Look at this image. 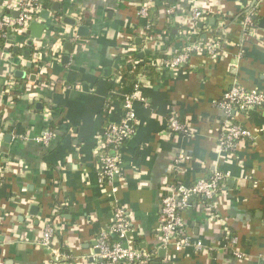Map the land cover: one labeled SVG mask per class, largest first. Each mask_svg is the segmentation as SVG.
<instances>
[{
	"label": "crops",
	"instance_id": "obj_1",
	"mask_svg": "<svg viewBox=\"0 0 264 264\" xmlns=\"http://www.w3.org/2000/svg\"><path fill=\"white\" fill-rule=\"evenodd\" d=\"M139 3L51 0L42 9L49 12L48 19L37 20L46 24L40 38L10 36L2 47L0 264H50L49 251L37 245L49 222L61 263L102 264L96 238L112 218L113 195L98 181L99 138L109 122L119 120L122 100L133 87L126 73L150 70L149 58H172L187 35L219 38L223 50L193 54L184 66L161 72L154 67L143 75L133 108L135 131L122 148L114 197L129 213V236L137 248L154 251L149 264H264V109L234 115L252 136L227 153L218 148L224 114L216 106L232 85L264 92V0H159L150 12L148 41L141 29L144 20L137 15ZM169 5L174 6L172 15L166 13ZM194 8L206 17L203 21L192 19ZM249 11L256 35L245 40L240 23ZM2 13L15 15L0 0ZM64 16L85 26L84 34L63 23ZM62 31L75 32L77 40L58 41L55 59L53 46ZM37 55L40 60L34 63ZM139 60L142 64L132 68ZM16 70L24 75L16 76ZM10 75L12 91L7 90ZM16 78L25 80L20 94L15 93ZM173 113L190 127V136L168 133ZM45 130L52 137L43 145L36 140ZM179 154L190 160L175 176ZM215 170L228 174L218 197L210 201L216 217L206 214L203 198H192L191 209L183 213L189 234L208 250L160 248L161 199L169 185L176 178L192 184ZM232 236L242 259L224 248L223 241L228 244ZM160 249L165 250L162 257Z\"/></svg>",
	"mask_w": 264,
	"mask_h": 264
},
{
	"label": "built area",
	"instance_id": "obj_2",
	"mask_svg": "<svg viewBox=\"0 0 264 264\" xmlns=\"http://www.w3.org/2000/svg\"><path fill=\"white\" fill-rule=\"evenodd\" d=\"M1 1L4 2L11 11L16 12L17 15L9 13L0 14V51L10 36H24L28 32L30 23L39 19V13L43 9V0ZM157 2L158 0H140L138 6L137 15L144 20L141 29L144 39L147 41L152 38L151 34H146L151 27L149 21L150 12L156 7ZM173 12L174 6H167L166 13L172 15ZM253 14V11H249L240 23L243 30L241 33L242 39L247 40L251 36L256 35ZM205 18L206 17L199 9H193L192 19L195 22L203 21ZM66 37H69L71 42L77 40L75 32L71 35H69L67 31L63 32V35L59 37L57 43L53 46V52L55 53L53 57H55V59L59 57L58 52H56L60 50L58 41H62ZM218 39L219 38L216 37L192 39L191 35H187L181 50L172 56V58L167 59L156 56L147 59L146 62H148L150 66L155 67L159 72L184 66L189 62L193 54L221 53L223 49ZM39 60L40 55H37V57L34 58V63H38ZM142 62V60L136 63L132 62L131 67L135 68L137 64H142ZM141 79L142 76L138 78L139 81L136 82L124 96L119 120L109 122L105 126L99 138L98 149H96L98 181L103 185L106 183L110 187L111 194L113 195L110 198L112 218L109 225L98 232L96 238V248L98 250V256L102 260V264H149L151 253L154 252L137 248L134 241L129 236L133 231L132 222L130 221L128 211L115 199L114 196L118 191V187L113 184L114 178H119L120 176L123 145L132 137L135 131L136 114L133 108L134 101L137 99V94L142 85ZM14 86V78L10 75L7 82V90L12 91ZM216 106H218L224 114L220 133L218 135V148L221 152L231 153L236 150L239 142L252 136V131L240 123L235 122L234 115L237 113H248L253 110L264 109V92L257 89H246L239 85H232L224 91L221 99L216 102ZM176 116L177 115L173 113V116L167 119L166 128L168 133L190 136L192 134L190 127L181 123ZM51 137L52 132L45 130L42 136L36 141L46 145ZM188 160H190L189 156L185 154L178 155L175 160V176L181 173L182 166H184ZM2 177L3 164L0 162V178ZM227 178L228 174L226 172L215 170L209 177L197 179L192 184L182 183L176 178L175 181L169 185L168 191L161 199V215L157 229L160 234V248L180 250L191 247L193 250L200 252L207 249L201 240L189 234L183 218V213L191 209L192 198H203L209 201L206 205V214L210 219H214L216 215L212 210L210 201L218 197L221 186ZM53 238L54 226L49 222L44 226L43 232L37 240V245L49 251L51 255L50 264H63L60 262L62 254L57 248L53 247ZM225 241L226 240L223 241L224 248H229L231 254L235 258L242 259L244 257V253L237 248L238 240L235 236L230 237V242L228 244Z\"/></svg>",
	"mask_w": 264,
	"mask_h": 264
},
{
	"label": "water",
	"instance_id": "obj_3",
	"mask_svg": "<svg viewBox=\"0 0 264 264\" xmlns=\"http://www.w3.org/2000/svg\"><path fill=\"white\" fill-rule=\"evenodd\" d=\"M173 2V0H171ZM52 8L53 9H57L58 8V4L57 3H53L52 4ZM15 15H17L16 12H14ZM39 16L40 18L43 19V21L47 20L48 17H49V12L47 10H42L40 11L39 13ZM63 23L67 24V25H70L72 27H75L76 28V33L78 35L80 34H84V32L86 31V28L85 26L81 25V24H77V20L73 17H70V16H64L63 17V20H62ZM46 29V24L45 22H37V21H32L29 25V29H28V34H30L34 39H38L41 37L43 31ZM29 45H32L33 43V40H29ZM69 44V43H67ZM16 61H17V58H16ZM27 65H30L29 63ZM15 75L16 76H23L24 73L20 70H16L15 71ZM33 209H35V207H33ZM35 213H33L34 215ZM96 253L98 254V250L96 249ZM165 254V250L164 249H160L159 250V255L162 257L163 255ZM101 261V260H100Z\"/></svg>",
	"mask_w": 264,
	"mask_h": 264
},
{
	"label": "trees",
	"instance_id": "obj_4",
	"mask_svg": "<svg viewBox=\"0 0 264 264\" xmlns=\"http://www.w3.org/2000/svg\"><path fill=\"white\" fill-rule=\"evenodd\" d=\"M159 1V0H158ZM51 6V0H43L42 1V8H49ZM156 15V14H155ZM153 16H154V13H153ZM165 29L168 31V32H171L172 31V26L171 25H169V24H166L165 25ZM27 35V34H26ZM25 36V35H24ZM24 36H23V40H27V38H28V35L27 36H25V38H24ZM28 46V45H27ZM29 49H31V47H29ZM153 69H154V67L152 66L151 68H150V70H143L140 74H136V73H126V78L128 79V83L129 84H132V85H134L136 82H138L139 80H138V77L139 76H142V78H143V75H145V73L146 74H148L149 75V73H153L154 71H153ZM149 71V72H148ZM135 78V79H134ZM16 82H17V88H16V90H15V93H19L20 94V92H22L23 90H24V87H25V80H23V79H21V78H16ZM0 162H1V159H0ZM205 202H209L208 200H205Z\"/></svg>",
	"mask_w": 264,
	"mask_h": 264
}]
</instances>
